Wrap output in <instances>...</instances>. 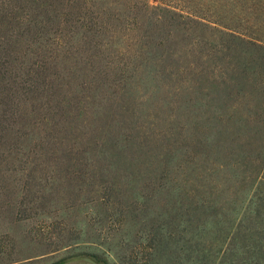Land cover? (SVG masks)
Wrapping results in <instances>:
<instances>
[{"label": "rangeland", "instance_id": "obj_1", "mask_svg": "<svg viewBox=\"0 0 264 264\" xmlns=\"http://www.w3.org/2000/svg\"><path fill=\"white\" fill-rule=\"evenodd\" d=\"M113 1L94 27L101 90L77 80L80 56L61 60L84 113L0 164V260L229 264L264 228V50L176 21L163 50L149 48L161 25L137 17V0Z\"/></svg>", "mask_w": 264, "mask_h": 264}, {"label": "trees", "instance_id": "obj_2", "mask_svg": "<svg viewBox=\"0 0 264 264\" xmlns=\"http://www.w3.org/2000/svg\"><path fill=\"white\" fill-rule=\"evenodd\" d=\"M65 1L0 0V164L19 160L31 141L41 139L38 130H53L58 124H68V116L75 119L84 113L79 100L70 105L77 100L70 96L79 86L59 76L61 60L69 62L73 55L80 56L81 66L76 67L80 75L76 78H88L94 85L89 92L104 85L103 42L100 30L94 28L101 27L99 13L104 0ZM137 1L141 4L137 17L141 13L143 19L161 25L146 35V40L150 39L146 47L163 50L174 31L170 21H176L178 25L211 28L217 36L264 50V0H156L155 5L149 0ZM134 21L138 25V20ZM61 50L66 54L59 55ZM65 68L62 66L64 72ZM262 138L264 146V134ZM76 167L68 157L66 174L76 175L72 170ZM95 188L101 191L103 185ZM15 198L6 200L5 208L15 206ZM185 222L188 224V219ZM258 236L260 240L246 238L242 247L237 244L229 264H264V228ZM9 260L4 263L1 259L0 264L13 262Z\"/></svg>", "mask_w": 264, "mask_h": 264}]
</instances>
